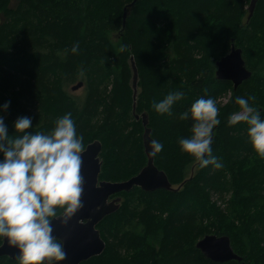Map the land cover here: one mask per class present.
Segmentation results:
<instances>
[{
	"label": "trees",
	"instance_id": "1",
	"mask_svg": "<svg viewBox=\"0 0 264 264\" xmlns=\"http://www.w3.org/2000/svg\"><path fill=\"white\" fill-rule=\"evenodd\" d=\"M10 1L0 0V105L10 101L0 114L9 135L18 116H31L34 131H47L56 117L71 112L84 145L101 141L99 180L120 181L146 164L144 127L135 117L146 113L151 137L164 145L154 164L172 186L179 185L118 192L119 207L96 225L105 248L79 264H264L257 242L252 236L235 239L210 197L230 175L227 185L234 194L229 201L263 190L264 167L245 162L254 151L246 125L229 126L227 117L239 110L236 96L253 97L254 91L257 98L250 104L264 114V46L257 45L264 33V0H257L249 19L250 0H136L132 6V0H17L15 6ZM231 44L241 48L251 71L236 88L215 76L214 61ZM122 45H127L123 51ZM131 56L138 72L135 98ZM74 80L85 87L82 99L64 86ZM227 89L231 97L222 95L228 98L219 108L212 137L213 154L223 167L200 168L193 155L180 150L178 138L190 135L191 127V120H181L180 114L198 97L217 100ZM175 90L185 95L172 114L157 113L152 100ZM190 163L195 171L185 177ZM249 209L256 210L257 204ZM230 213L236 214L232 208ZM260 225L264 234V213ZM204 228L228 235L241 260L215 262L202 254L196 237H189ZM0 264L18 261L2 255Z\"/></svg>",
	"mask_w": 264,
	"mask_h": 264
},
{
	"label": "clouds",
	"instance_id": "2",
	"mask_svg": "<svg viewBox=\"0 0 264 264\" xmlns=\"http://www.w3.org/2000/svg\"><path fill=\"white\" fill-rule=\"evenodd\" d=\"M126 47L122 45L121 50ZM71 51H77L76 44ZM184 95L183 90L169 91L162 99H153L151 106L159 114L171 115L173 105ZM254 100V96H236L239 110L229 114L227 124L243 122L249 143L264 158V114L250 104ZM9 104L0 105V113ZM218 112L216 99L200 96L179 117L191 120L190 135L178 138L180 150L193 155L200 168L223 167L212 148L213 128L220 123ZM12 126L15 132L9 135L0 114V247L7 243L18 250V264H56L66 252L63 239L53 234L52 222L67 225L83 207V136L71 112L56 117L47 131H34L31 116H18ZM163 148L159 139L149 142L152 155Z\"/></svg>",
	"mask_w": 264,
	"mask_h": 264
},
{
	"label": "water",
	"instance_id": "3",
	"mask_svg": "<svg viewBox=\"0 0 264 264\" xmlns=\"http://www.w3.org/2000/svg\"><path fill=\"white\" fill-rule=\"evenodd\" d=\"M136 0H132L128 6ZM257 0H250L247 7V19L253 13ZM126 8L122 14L123 25L125 21ZM132 68V88L133 98L137 92L138 72L133 57H130ZM215 76L219 80H230L236 88L243 80L251 76L250 69L245 65L242 57V50L231 44L230 51L216 61ZM82 85V81L72 86L77 89ZM134 106V105H133ZM138 119L141 117L144 127L142 140L144 152L146 154V164L141 170L131 177L120 180H99L101 168L100 152L102 148L101 141L94 139L85 145V151L81 154L83 158L82 175L84 176V191L81 196L83 207L71 218L67 225L60 224L54 220V235L62 238L64 241V250L66 256L62 261L56 264H79L81 261L100 254L105 248V242L96 227L98 222L106 215L114 212L119 207L120 196L109 198L111 195L129 191L134 186H139L143 190H155L158 188L173 189L166 173L158 169L154 164V155L150 153L149 142L153 139L148 127V117L146 113L136 114ZM195 246L207 258L215 262H225L229 260H241L230 244L228 235H216L209 233L197 240ZM6 255L15 259L18 250L9 247L7 243L0 247V256Z\"/></svg>",
	"mask_w": 264,
	"mask_h": 264
},
{
	"label": "rangeland",
	"instance_id": "4",
	"mask_svg": "<svg viewBox=\"0 0 264 264\" xmlns=\"http://www.w3.org/2000/svg\"><path fill=\"white\" fill-rule=\"evenodd\" d=\"M17 3V0H11L9 2L10 6H15ZM246 16V14H245ZM244 22V20H243ZM260 39H258V44H262L264 46V33H262L260 35ZM230 51V49L228 50V52ZM259 54V53H258ZM260 58L261 55L259 54ZM222 57V56H221ZM215 64V69L216 67V62L214 61ZM75 81V80H74ZM78 81H75L73 83V81L71 82H67V84H65L64 86H66V90L73 96V97H77L82 99V97L85 95V87L83 85H81L79 88L77 89H72V85H74L75 83H77ZM242 83V82H241ZM240 83V84H241ZM228 93L229 96L231 97V91L230 89H227L226 91H224V93H222L218 99H217V105L218 108H220L227 100V95L222 96L224 94ZM256 96V92L254 91ZM257 97H255L256 99ZM251 104L255 103L254 101H250ZM222 110H219L218 115L220 116ZM143 133V132H142ZM260 158L258 155H256V153H254V151H252L249 155V157H247L245 159V162H250L253 163L258 162V166L259 168L262 166L264 167V161L259 162L257 159ZM195 164H198V161L195 160ZM195 164L194 163H190L187 168H186V175L185 177H188L189 175L193 174L191 173L195 171ZM261 167V168H262ZM194 168V169H193ZM225 181L227 182H223L222 187L223 188H218V190L216 189L215 191L211 192V201L219 206V209L221 210V217L223 219V222L225 224H228L229 226L233 227L232 229V234L235 237V239H237V236H240L239 240L242 238H250V236H252V239L255 240L257 242V244L259 245V247L261 248V250L264 253V234L262 233L263 229L262 226L260 225V218L262 217V213H264V183L262 184V192L255 196L252 197L249 193H247V196H243L239 199L235 200H228V198L232 197V195L234 194L232 189L229 188V186L227 184H229V182L232 181V176L230 175V177L228 179H226ZM227 185V186H226ZM175 187H178V184H174ZM229 188V189H228ZM223 190V193L221 195H219V190ZM228 189V190H227ZM218 191V192H217ZM248 200L252 201V207L257 204V209H249V207L247 205ZM231 208L235 211V215L231 214ZM208 229H201V235L195 236L194 232L191 231L190 233V240L195 239L198 240L200 237H203L206 234H209V232H207ZM205 233V234H204ZM195 240V241H196ZM251 263V262H250Z\"/></svg>",
	"mask_w": 264,
	"mask_h": 264
},
{
	"label": "bare ground",
	"instance_id": "5",
	"mask_svg": "<svg viewBox=\"0 0 264 264\" xmlns=\"http://www.w3.org/2000/svg\"><path fill=\"white\" fill-rule=\"evenodd\" d=\"M138 81V80H137ZM76 84V83H75ZM136 112V111H135ZM134 114V113H133ZM149 127V126H148ZM151 133V132H150Z\"/></svg>",
	"mask_w": 264,
	"mask_h": 264
}]
</instances>
